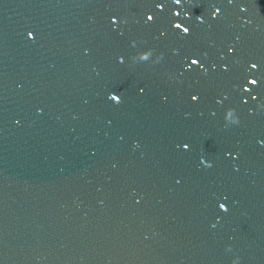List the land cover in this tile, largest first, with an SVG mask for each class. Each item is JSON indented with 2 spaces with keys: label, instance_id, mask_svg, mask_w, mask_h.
I'll list each match as a JSON object with an SVG mask.
<instances>
[{
  "label": "water",
  "instance_id": "obj_1",
  "mask_svg": "<svg viewBox=\"0 0 264 264\" xmlns=\"http://www.w3.org/2000/svg\"><path fill=\"white\" fill-rule=\"evenodd\" d=\"M264 196V0H0V264H226Z\"/></svg>",
  "mask_w": 264,
  "mask_h": 264
}]
</instances>
